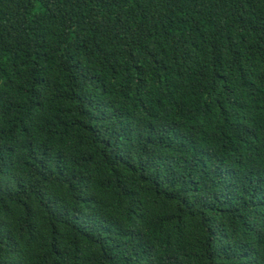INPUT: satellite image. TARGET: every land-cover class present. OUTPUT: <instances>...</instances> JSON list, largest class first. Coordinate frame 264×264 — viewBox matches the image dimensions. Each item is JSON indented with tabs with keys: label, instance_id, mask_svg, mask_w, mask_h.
Returning a JSON list of instances; mask_svg holds the SVG:
<instances>
[{
	"label": "trees",
	"instance_id": "obj_1",
	"mask_svg": "<svg viewBox=\"0 0 264 264\" xmlns=\"http://www.w3.org/2000/svg\"><path fill=\"white\" fill-rule=\"evenodd\" d=\"M0 264H264V0H0Z\"/></svg>",
	"mask_w": 264,
	"mask_h": 264
}]
</instances>
